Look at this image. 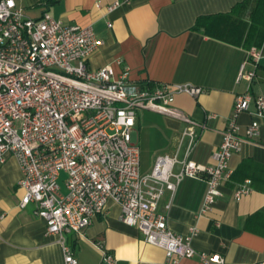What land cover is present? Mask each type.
Masks as SVG:
<instances>
[{
    "label": "built area",
    "instance_id": "2783aa9c",
    "mask_svg": "<svg viewBox=\"0 0 264 264\" xmlns=\"http://www.w3.org/2000/svg\"><path fill=\"white\" fill-rule=\"evenodd\" d=\"M130 1L117 0L106 11ZM103 44L92 27L64 25L48 12L31 19L15 0H0V167L7 156L19 166V207L34 204L33 215L44 222L46 234L59 238L63 264H78L63 236L83 237L109 202L119 206L124 225L136 228L146 244L164 251L166 260L159 264H180L193 257L203 264H224L219 255L194 250L195 229L186 236L172 232L158 205L164 193L173 195L184 178H203L206 190L198 216L208 215L221 197L222 185L233 175L231 157L258 135L259 124L252 122L242 137L232 122L211 155L212 164L194 163L188 157L204 126L175 109L173 102L177 94L197 97L202 89L134 83L124 66L117 78L108 67L93 70L88 60ZM250 57L252 69L241 65L237 81L255 78L260 55L255 51ZM250 104L264 117V97L248 91L235 97V115L247 112ZM140 111L184 125L183 159L160 155L149 174L140 173L139 149L131 137ZM177 165L180 171L175 173ZM251 191L250 181H244L233 190V198L240 200ZM93 245L101 253L99 264H116L101 243Z\"/></svg>",
    "mask_w": 264,
    "mask_h": 264
},
{
    "label": "crops",
    "instance_id": "0c3cea01",
    "mask_svg": "<svg viewBox=\"0 0 264 264\" xmlns=\"http://www.w3.org/2000/svg\"><path fill=\"white\" fill-rule=\"evenodd\" d=\"M115 1L15 0L31 19L48 12L64 25L92 27L104 42L88 60L93 70L108 67L117 78L124 66L134 83L202 89L197 97L177 94L173 102L175 109L204 126L188 157L194 163L212 164L211 155L232 122L242 137L252 122L259 124L258 135L231 157L233 175L222 185L221 197L208 215L198 216L206 190L203 178H184L173 195L165 192L158 212L167 215L168 228L178 235L197 231L191 243L197 253L219 255L224 264H264V117L257 115L254 104L247 112L235 115L233 111L238 95L248 91L253 97H264V37L257 48L229 44L203 30H193L197 18L204 16L230 14L232 19L248 21L253 2L235 8L244 0H131L107 13L106 7ZM255 51L260 55L255 78L237 81L241 65L252 69L250 55ZM183 129L175 119L138 112L131 137L139 149L141 174H149L160 155L183 159ZM179 171L177 165L174 172ZM20 178L16 160L7 156L0 167V264H63L59 238L46 234L44 222L33 215L34 204L19 207ZM244 181H250L252 191L235 200L233 190ZM258 213L262 215L254 219ZM63 238L78 264L100 263L101 253L94 243H101L116 264H159L166 260L162 249L146 244L136 228L121 222L120 208L113 202L103 215L93 219L83 237L65 234ZM180 264L203 263L193 257L182 259Z\"/></svg>",
    "mask_w": 264,
    "mask_h": 264
},
{
    "label": "trees",
    "instance_id": "16d2710c",
    "mask_svg": "<svg viewBox=\"0 0 264 264\" xmlns=\"http://www.w3.org/2000/svg\"><path fill=\"white\" fill-rule=\"evenodd\" d=\"M253 2L248 21L232 19L230 14L198 17L193 30H203L212 38L233 45L259 47L264 37V0H244L235 8H243ZM262 213L255 215L259 218ZM264 235V233H262Z\"/></svg>",
    "mask_w": 264,
    "mask_h": 264
},
{
    "label": "rangeland",
    "instance_id": "374dc122",
    "mask_svg": "<svg viewBox=\"0 0 264 264\" xmlns=\"http://www.w3.org/2000/svg\"><path fill=\"white\" fill-rule=\"evenodd\" d=\"M62 179H64V175H62L61 180H62ZM61 180H60V181H61Z\"/></svg>",
    "mask_w": 264,
    "mask_h": 264
}]
</instances>
